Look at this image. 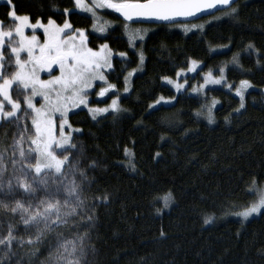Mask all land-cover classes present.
I'll return each mask as SVG.
<instances>
[{
  "label": "trees",
  "instance_id": "1",
  "mask_svg": "<svg viewBox=\"0 0 264 264\" xmlns=\"http://www.w3.org/2000/svg\"><path fill=\"white\" fill-rule=\"evenodd\" d=\"M9 2L32 22L61 24L67 10L73 28L92 25L74 10L72 0ZM232 7L235 13L229 8L191 23H129L149 30L133 49L126 22L106 13L114 26L105 37L88 33L89 46L105 41L113 52L126 54V59H113L108 74L118 90L129 71L137 73L120 101L124 111L97 120L83 110L69 116L80 132L70 156L78 161L77 171L68 180L81 184L87 215L78 210L35 247L15 240L10 252L0 246V264H52L58 236L75 240L85 233L81 264H264V211L246 223L224 218L251 203L254 181L255 188L264 184V0H240ZM9 9L0 4L4 24ZM238 54L241 70L229 69L228 81L247 80L255 87L245 94L243 108L223 89H209L204 99L180 93L172 104L150 108L160 97L175 96L162 79L174 78L190 61L201 62L202 71H217ZM212 100L219 105L210 126L195 114ZM14 139H19L15 125L1 123L0 150L8 156ZM17 193L16 199L25 195ZM166 196L172 202L162 211ZM10 223L17 239H34L35 228L25 232L19 214L3 211L0 236L7 235Z\"/></svg>",
  "mask_w": 264,
  "mask_h": 264
},
{
  "label": "snow or ice",
  "instance_id": "2",
  "mask_svg": "<svg viewBox=\"0 0 264 264\" xmlns=\"http://www.w3.org/2000/svg\"><path fill=\"white\" fill-rule=\"evenodd\" d=\"M234 2L235 0H93L92 7L86 8L84 0H75L78 7L92 12L94 16V10L100 8L118 13L126 22L153 20L169 23L197 17L198 14H214L213 10L227 13L231 8V13H235L236 9L231 7ZM8 15L14 22L15 32L4 31L3 25L0 24V120L14 124L19 139H14L10 156L6 150H0V197H3L0 198V211L10 212L13 216L19 214L25 232L36 229L34 239L24 241L17 239L14 225L10 223L7 235L0 236V246L6 247L10 252L14 240L20 245L27 243L35 247L47 233L66 225L68 217L77 215L78 210L80 214L87 215L81 184L68 180L69 175H75L78 163L70 159L71 150L75 149L76 145L72 132L69 131L71 124L68 114L81 105L88 107L89 90L93 88L95 81L102 82L98 85L99 97L114 91L115 86L108 83L105 74L106 70L112 67L113 55L107 45H102L99 51H93L87 46L84 31L75 29L70 32L72 25L67 20L63 26L56 25L51 19L44 25L39 20L30 23V17L19 16L14 9L9 11ZM27 28H31L33 33L37 28L43 29V43L36 34L26 36ZM137 38L143 39V35L130 32V42ZM5 44L10 48L7 60L3 51ZM251 47L249 45V48ZM21 53H26V58L22 57ZM119 55L124 57L126 54ZM12 58L14 69L7 72L6 64L10 65ZM191 65L188 70L195 71L196 62L192 61ZM54 66L59 68L60 75L52 74ZM42 72L52 74L51 78L42 79ZM220 73L219 79L214 78L211 72L208 73L200 88L209 83L220 84L224 79L223 68ZM134 74V71L129 72L125 78L126 82ZM179 76L180 73H177V77ZM164 79L168 84H173L171 79ZM173 86L177 91L184 87L179 82ZM250 87L251 84L247 80H242L240 87L236 89L235 94L241 99V108L244 107V92ZM14 88L17 97H24L22 102L13 98ZM125 91H128L127 87ZM37 97L43 100L39 107L36 106L39 101L34 103ZM5 102L10 106V110H6ZM156 103L159 104L160 101ZM22 105L26 106V109ZM150 107L155 108L156 105ZM109 111H120L117 99H113L111 105L106 108H89L93 119L96 115ZM29 119L30 128L27 124ZM209 122H212L211 116ZM21 123L24 124L23 128L20 127ZM57 149L61 151L58 152ZM125 154L129 155L127 149ZM66 165L70 167L66 169ZM80 176L86 179L83 171H80ZM253 187L255 188V181ZM18 189L25 195L16 199ZM38 193L42 195L38 196ZM103 199L106 200L107 197ZM169 199L170 196L164 198L165 207L168 206ZM36 200L38 203H34ZM262 208L264 190H258V201L236 215L247 220L251 215L259 214ZM88 219H92L91 215H88ZM210 222L211 218L205 220L206 224ZM85 236L86 233L77 235L75 240L58 236L56 251L50 254L52 264H81ZM7 254L8 252L5 253Z\"/></svg>",
  "mask_w": 264,
  "mask_h": 264
},
{
  "label": "rangeland",
  "instance_id": "3",
  "mask_svg": "<svg viewBox=\"0 0 264 264\" xmlns=\"http://www.w3.org/2000/svg\"><path fill=\"white\" fill-rule=\"evenodd\" d=\"M72 1H73V4H74V10L76 12H78L79 14H81V15H84V16L89 17L92 20V25H91V27L88 30L83 29V28H73L72 27V30H69V31L72 32L75 29H81V30H83L84 33H85V36L87 37V46L89 48H91L89 46V43H88V33L97 35L99 37H105V36H107L108 30L111 29L114 26V23H112L111 20L109 18H107L106 13H109V12L112 13V11L109 10V9L96 8L94 10L95 11V16H94L92 14V12H90V11H84V10H82L81 7H78L76 5V3H75V0H72ZM0 4H6V5H8L9 8H10L9 11H12L13 10V8H12L9 0H0ZM92 4H93V0H84V7L91 8L92 7ZM9 11H8V13H9ZM19 16H25V15H19ZM8 20H9V23L4 24V22L0 19V24L3 25V30L4 31L11 30L14 33L15 32L14 22L11 21L9 15H8ZM65 20H67L69 22V20H68V11H67ZM65 20H64V22H65ZM64 22H62L61 24H57L55 22V24L58 25V26H63ZM30 23H35V22H32L30 20ZM41 23L44 24V25H47L48 21L47 22H42L41 21ZM126 25H127V27H126ZM123 26H124V31L126 33L127 39L129 40L128 42H130V39H129L130 32H138L141 35H144V37H145L147 31H149L148 29L140 30V29L134 28L133 26L131 27V25L129 23H126ZM140 26H146V25H140ZM135 27H138V26H135ZM181 28L182 29H185V27H181ZM187 28H189V27H187ZM101 29H103V31H101ZM32 34H36L37 37H38V39H39V41L41 43H43V41H44L43 29L37 28L35 30V33H33V30L31 28L25 29V35L26 36H30ZM138 39L139 38H137L134 41L130 42V48L131 49H133V45H134V43H136V41ZM139 40H141V39H139ZM102 45H107L108 46V43L104 41V42L100 43L97 48H91V49L93 51H99ZM108 49L112 52L113 55H112V67L109 68V69H107L106 70V73H105L107 79H108V74L113 70V59L114 58L126 59V55L124 57H121L119 55L120 53L113 52L110 49L109 46H108ZM224 50H226V47H223V48H220L219 49V51H224ZM3 51L5 53L6 60H7V58L10 56V48L7 46V44H5V47H4ZM21 55H22V57L26 58V53H21ZM239 56H240V54L236 55L229 62H226V63L222 64L217 71H215V70L214 71H202L201 69L203 67V64L201 62H197V61H195L196 64H197V67H196L195 71H189L188 69L192 66L191 65V62L192 61H190L189 65H188V67L186 69H182V70H179L177 72V73H180V76L179 77H177V73H176V75L174 76V78H169V79H171L173 81V84L179 82V83L183 84L184 87L181 88L180 91H177L176 88L173 86V84H168L165 79H162V84H164V85L168 86L169 88H171L174 91L175 96H173L172 98H163V97H160L155 102L151 103V105H154L155 104L156 107L161 106V105H170V104H172L174 102L176 96L178 94H180V93H186L188 95L196 96V97H199V98L204 99L206 97V93H207V91L209 89H223L225 91H230L235 97H237V98L240 99V97L237 96L235 93H236V89L240 87V83H241L242 80L241 81H238L237 83H235L233 81H231V82L228 81V78H227V71L229 69L241 70V67H240V64H239L240 63L239 62ZM221 68L224 69V73H223L224 79L221 81L220 84H211V83H209V84L206 85V87L200 88V85L204 84L205 77L210 72L213 74L214 78L219 79L220 78V75H221V73H220ZM13 69H14V58H12V61H11V64L10 65L9 64H6V69L5 70L7 72H11ZM55 71L56 72L55 73H52V74H54V75H60V72H59V68L58 67H55ZM133 71L135 72V74L137 73L136 70H133ZM133 71L131 70L129 72H133ZM52 74H50V73L47 74L45 72H42L41 73V78L42 79H50ZM127 77H128V75H127ZM132 77H129L128 80H127V82H126V79H125V81H124V88L123 89H120V90H118L116 88L115 84H113L112 82H110L109 79H108V83L114 85L115 88H114V91H110L104 97H99L97 95L99 93V90H100V88L98 87V85H101L102 82L95 81L94 82V85H93V88L89 90L88 107H84L83 105H81L79 108H74L72 111H70L68 115L70 116L74 112H77L79 110H83V111H85L89 115V117L92 120H97V119H99V118H101V117H103V116H105L107 114H110V113H118V112L124 111V108L122 107L120 101H121V99L123 97H125V96H127L129 94L130 88H131V78ZM0 82H2V81H0ZM103 86L106 87L107 85H103ZM125 87L128 88V91H125ZM254 89H255V87H253L251 85V87L248 88L244 92V97H245V94L248 91L254 90ZM12 95H13V98L14 99H19L21 102L23 101V98L24 97L22 95L19 96V97L16 96L15 88L13 90ZM113 99H117L118 100V105H119L120 111H118V112L109 111V112H106V113L98 114V115H96V118L93 119L92 114L89 112V108L95 109V108H106V107H109L111 105V102H112ZM0 100H2V98H0ZM36 101H39V103L36 104L37 107H39L40 104L43 103V100L40 97H37L36 100L34 101V103ZM157 101H160V103L157 104L156 103ZM168 101H170V103ZM218 105H219V103L217 101H214V100L209 101V102H205V104H204L203 108L201 109V111L197 112L195 115L198 118H200L203 121H205L208 125L213 126L216 123V119L214 117V111L218 107ZM22 107H24L26 109V106L22 105ZM5 108H6V110H10V106L7 105L6 102H5ZM210 116H211V120H212L211 123L209 122ZM3 122H7V120H0V124L3 123ZM69 123H70V121H69ZM58 124H59V119H57V127H58ZM28 127L29 128L31 127V121H30V119L28 120ZM75 129H78V128H75V127H73L71 125V129L69 130V131L72 132L73 142H74L75 135L80 132V130L79 131H74ZM57 151L59 152L61 150L60 149H57ZM72 151L73 150H71V153H72ZM129 152L130 151L128 150V153ZM128 162H130V161H128ZM258 190H264V184L261 187L252 189L251 192L254 194V199L251 201V203L247 207H250L252 204H254V203H256L258 201ZM171 202H172V199L170 198L169 201H168V206L167 207L164 206L162 211H168L169 208H170ZM163 204L165 205L164 199H163ZM247 207H245L243 209H240L238 211L232 212V213H227V214L224 215V218L235 219V220H239L241 223H246V222L250 221L251 219L258 217L264 211V208H262L260 210V213L259 214H253L247 220H244L241 217H239L238 215H236V213L244 211Z\"/></svg>",
  "mask_w": 264,
  "mask_h": 264
},
{
  "label": "water",
  "instance_id": "4",
  "mask_svg": "<svg viewBox=\"0 0 264 264\" xmlns=\"http://www.w3.org/2000/svg\"><path fill=\"white\" fill-rule=\"evenodd\" d=\"M239 1L240 0H235L234 4H236ZM234 4H232L231 7ZM213 12H214V14H216V13L221 12V11L213 10ZM115 14L118 16L119 19H121L122 21H124L123 17H120L118 13H115ZM214 14H198L197 17H190V18H187V19H180V20H178L176 22H172V23L162 22V21H153V20H134V21H131V22H126V21H124V22L131 23V24L155 25V26H158V25H173V24H178V23H191V22H195V21H198V20H201V19H204V18L211 17Z\"/></svg>",
  "mask_w": 264,
  "mask_h": 264
},
{
  "label": "flooded vegetation",
  "instance_id": "5",
  "mask_svg": "<svg viewBox=\"0 0 264 264\" xmlns=\"http://www.w3.org/2000/svg\"><path fill=\"white\" fill-rule=\"evenodd\" d=\"M56 71H55V67H54V70H53V73H55ZM45 73H47V72H45ZM48 74V73H47Z\"/></svg>",
  "mask_w": 264,
  "mask_h": 264
}]
</instances>
